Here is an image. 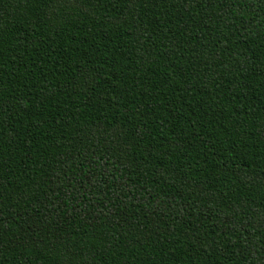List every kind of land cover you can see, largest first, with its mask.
<instances>
[{"label":"trees","instance_id":"obj_1","mask_svg":"<svg viewBox=\"0 0 264 264\" xmlns=\"http://www.w3.org/2000/svg\"><path fill=\"white\" fill-rule=\"evenodd\" d=\"M0 264H264V0H0Z\"/></svg>","mask_w":264,"mask_h":264}]
</instances>
